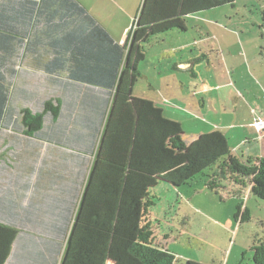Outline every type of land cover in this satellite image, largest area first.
<instances>
[{
    "label": "trees",
    "instance_id": "16d2710c",
    "mask_svg": "<svg viewBox=\"0 0 264 264\" xmlns=\"http://www.w3.org/2000/svg\"><path fill=\"white\" fill-rule=\"evenodd\" d=\"M234 2L143 0L119 45L76 0H0V169L29 162L34 141L44 151L50 140L59 146L55 136L45 135V126L64 114L56 95L60 88L72 100L80 93L86 97L85 117L77 115L78 120L95 131L87 145L93 162L59 264H106L113 241L123 243L139 264H175V256L155 243L147 220L158 186L180 189L202 181L220 201H236L234 221L240 223L250 221L245 198L264 202V155L233 156L216 131L186 145L178 122L133 94L150 42L185 32L188 18ZM261 20L264 26V9ZM27 57L50 90L37 108L18 110L15 99L35 100V92L14 86L21 75L17 67ZM20 235L17 225L0 221V264L11 259ZM249 251L253 264H264V232Z\"/></svg>",
    "mask_w": 264,
    "mask_h": 264
},
{
    "label": "crops",
    "instance_id": "0c3cea01",
    "mask_svg": "<svg viewBox=\"0 0 264 264\" xmlns=\"http://www.w3.org/2000/svg\"><path fill=\"white\" fill-rule=\"evenodd\" d=\"M76 1L114 42L124 45L143 0ZM209 12L188 18L185 32L173 31L145 47V60L139 65L141 76L134 86L133 94L153 102L162 110L165 118L178 122L184 132L182 141L186 145L202 134L216 131L224 136L233 156L262 157L264 131L257 133L252 124L257 119H264V64L258 57H252L251 46L257 45L256 48L263 49L264 43L255 35L251 41H243L242 36H239L236 43L227 44L222 41L225 37L223 30L217 27L211 30L202 25L196 27L195 34H190L187 23L195 19L202 20L210 15ZM186 37L188 39H184ZM261 40H264V35H261ZM206 43H210V48L203 47ZM215 52L216 55L230 53L242 59L232 60V64L226 61V69L220 64V75L224 76V81L219 86L209 84L205 78L207 75H203L201 69L203 60L207 61V68L216 65L210 62V54ZM183 74H189L190 79L179 78ZM242 79L247 81L242 84ZM54 80V77L48 79L50 86H53ZM187 80L192 83L191 91L187 89ZM139 85L138 91H142L140 94L144 96L135 93ZM220 88H228V95L222 105H219L221 98L214 95ZM60 91L56 90V95L62 102L64 114L59 120L50 121L45 126V135L55 136L56 141L60 142L59 146L48 140L44 151V146H40L42 143L38 145L34 141L33 147L29 148L33 156L29 162L17 169H0V221L17 225L21 231L12 257L6 264H59L88 180L93 157L89 155L88 149L91 147L87 145L95 141V131L84 129V123L77 116L85 117L86 108L82 102L86 101V97L80 93L78 100H72L68 95H63L62 88ZM75 117L77 121L74 122ZM98 142L99 134L94 148ZM200 193L217 197L202 181L192 182L180 189L158 186L154 190L156 203L162 202L161 206L160 203L156 204L147 217L155 243L169 252L167 242L171 230L167 231L166 227L174 222L168 214L160 212L173 209L171 204L176 203L173 216L178 218L183 202L192 204L195 195ZM213 197H210L212 205ZM223 199L219 200L220 204L229 201L234 206L233 216L227 220V225L232 228L230 220H234L236 201L230 197ZM253 200L248 197L244 204L250 220L253 217L248 205ZM261 219L264 221V215ZM262 229L264 232L263 226ZM106 264L139 263L128 255L123 243L113 241Z\"/></svg>",
    "mask_w": 264,
    "mask_h": 264
},
{
    "label": "rangeland",
    "instance_id": "374dc122",
    "mask_svg": "<svg viewBox=\"0 0 264 264\" xmlns=\"http://www.w3.org/2000/svg\"><path fill=\"white\" fill-rule=\"evenodd\" d=\"M262 9H264V0H235L234 6L226 5L215 9L209 12L210 15L206 18L191 20L187 25L190 34H195L196 27L199 25L205 28L209 27L211 30L213 27H217L223 30L225 37L222 41L227 42V44L236 43L239 36H242L243 41H251L255 35L264 43V40H261V35H264L261 20ZM184 39H188V37ZM209 44L206 43L203 47L208 49L210 48ZM256 46H251L252 57H258L264 64V49L256 48ZM225 54L221 55L219 53V55H216V52L210 54V62L211 64L214 62L215 66L212 65V67L207 68V61L203 60L202 62V74L207 75L205 78L209 80L211 85L219 86L223 83L224 76L220 75V67L226 69V61L231 64L232 60L242 61L241 58L235 55ZM17 68L21 69V75L14 81L15 89L35 92V100L26 102L17 98V100H14L13 106L18 110L25 106L37 108L38 103L48 96L50 88L44 76L35 70L31 57H27ZM231 71L230 69V75ZM230 75L228 74L229 78ZM184 77L190 79L189 74H183L179 78L183 79ZM244 77L247 76L244 75ZM246 81L247 79H242L240 82L244 84ZM140 85L135 90L136 94L142 92L138 91ZM191 86L192 83L187 80L189 91H191ZM227 91L228 88H220L218 93H214L215 96L218 95L221 98L219 105H222L224 98L228 95ZM140 96L144 95L140 94ZM210 197L213 196L200 193L195 195V201L192 204L184 201L178 213V218L173 216L174 208L177 207L176 203L171 204L173 209L160 212L163 215L168 214L167 216L174 222L171 225L166 224L168 226L166 229L167 231L171 230L167 247L169 252L175 256V264H187L188 262L195 264H252V253L249 249L253 244V240L261 238L263 235L261 226L263 220L261 217L264 215V202L259 200L250 202L248 206L253 218L249 222L240 224L230 220L233 223L231 228L227 225V220L230 218L229 216H233V204L229 201L220 204V199L217 196L218 198L213 197L214 203L212 205ZM159 203L160 201L156 204ZM161 205L162 202L159 206ZM243 253H246L245 256H242Z\"/></svg>",
    "mask_w": 264,
    "mask_h": 264
},
{
    "label": "built area",
    "instance_id": "2783aa9c",
    "mask_svg": "<svg viewBox=\"0 0 264 264\" xmlns=\"http://www.w3.org/2000/svg\"><path fill=\"white\" fill-rule=\"evenodd\" d=\"M252 127L255 129L257 133H261L264 131V119H257L253 122ZM246 201V198H245Z\"/></svg>",
    "mask_w": 264,
    "mask_h": 264
},
{
    "label": "clouds",
    "instance_id": "9594fccd",
    "mask_svg": "<svg viewBox=\"0 0 264 264\" xmlns=\"http://www.w3.org/2000/svg\"><path fill=\"white\" fill-rule=\"evenodd\" d=\"M132 28V27H131ZM245 204V203H244Z\"/></svg>",
    "mask_w": 264,
    "mask_h": 264
}]
</instances>
